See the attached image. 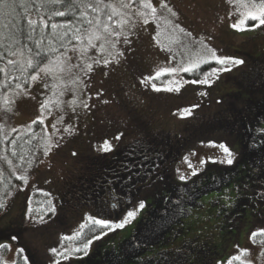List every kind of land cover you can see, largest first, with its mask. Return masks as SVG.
<instances>
[{
  "label": "rangeland",
  "instance_id": "374dc122",
  "mask_svg": "<svg viewBox=\"0 0 264 264\" xmlns=\"http://www.w3.org/2000/svg\"><path fill=\"white\" fill-rule=\"evenodd\" d=\"M163 2L167 4V8L160 7L161 0H151L157 12L156 18L150 15L147 17V24L144 23V17L136 12L122 9L125 14L123 20L127 21L123 25V32L129 43H124V36L121 35L114 49L111 44L106 43L103 51L99 46L93 55L88 53L83 58H80V50L71 51L68 53L72 57L70 61L63 57L60 63L48 65L50 71L39 72L37 79L31 81L29 89L13 96L12 126L24 127L32 119H39L43 121L46 131L45 146L27 186H43L45 189L53 186L52 192L60 193L62 183L72 178L87 160H91L93 168L94 158H107L118 152L122 144L136 135L134 127L137 125L144 124L153 136L158 133L152 131L174 130L184 122L196 124L200 119L193 117H206L219 109L217 86L220 95L221 92L235 89V79L264 78L263 70L249 65V58L264 57V25L253 26L258 25V22L248 21L247 30L238 31L232 27L241 18L242 12L250 10L244 6L245 0ZM138 5L139 0H136L133 8H138ZM207 49L214 50L217 56L235 57L244 63L231 66V71L219 73L218 78L210 76V86L191 83L192 79L186 78L183 71H165L187 67L193 62L204 63L209 58ZM89 57H95L101 62L96 63ZM104 59L110 62L105 65L102 62ZM88 64L92 66L91 71L86 68ZM214 67L218 68L220 65L211 68ZM157 73L161 75L157 77ZM145 77L155 79L145 81ZM152 85L160 90H154ZM169 87L173 90H166ZM177 87L179 91L175 90ZM221 100L222 104L229 106L232 97L223 94ZM185 109H191V114ZM231 135L230 130L225 129L219 140L223 144H230ZM105 141L111 145V151L102 149ZM200 147L201 145L196 146L197 153H200ZM221 158L222 152L219 154L220 161ZM201 161L204 160L200 155L197 158L192 156L191 160L184 158L177 166L178 174L190 181L203 171L201 169H208L205 172L210 173L212 167H203L205 161L203 164ZM175 180L178 181V177ZM230 180V187L235 186V180ZM246 185L244 183L236 189L238 196L245 195L243 199L232 198L231 207H227V210L222 208L224 202L221 199L226 188H207L199 199L201 204H192L193 214L200 211L202 215L208 214L215 218L213 222L210 219L203 222V233L198 238L208 242L211 248L201 257H187L182 264H229L230 260L231 264H264V244L252 239L253 232L264 233V196L259 195L256 190H253V197L251 194L247 195ZM26 190L28 192L27 187L20 189L10 208L0 213V233L21 220L28 194ZM128 211L135 213L136 209L128 208L122 216L115 218L111 213H105L103 208L94 209L89 206L80 207L71 221L58 212L52 215V219L69 235L68 232L71 234L84 220L91 222L93 218L107 219L119 225ZM133 226L134 220H128L123 227L117 229L111 244L106 247H117L129 235ZM133 234L137 245L149 246L152 242L155 243V236L146 237L148 234L142 228L134 229ZM25 236L29 238L28 234ZM41 241L48 242V235H44ZM0 244L8 245L4 260L7 264L11 263L15 258L17 245L13 241L4 240H0ZM157 245L159 248L173 247L161 242ZM46 248L48 247L43 249L47 251ZM149 252H140L128 263L132 264L143 256H149ZM129 254L124 251L123 256L129 259ZM236 256L240 260L232 259Z\"/></svg>",
  "mask_w": 264,
  "mask_h": 264
},
{
  "label": "flooded vegetation",
  "instance_id": "af4514ba",
  "mask_svg": "<svg viewBox=\"0 0 264 264\" xmlns=\"http://www.w3.org/2000/svg\"><path fill=\"white\" fill-rule=\"evenodd\" d=\"M249 62L264 71V57L250 58ZM233 82L235 89L220 95L219 87H216L220 107L206 117H193L200 119L198 123L184 122L174 130L152 131L158 133L153 136L144 124L137 125L134 127L136 135L122 144L118 152L107 157L101 172L94 171L95 186L98 184L94 188L97 191L93 198L95 209L103 208L105 213L118 218L134 207V229L142 228L148 234L146 237L155 236V243L140 246L132 233L127 241L124 240L130 254L133 255L137 246L142 247L136 252L150 251L149 256L143 257L151 264H182L187 257L205 255L211 247L208 242L198 240L203 233L201 226L205 220L213 222L215 218L208 214L204 216L200 211L193 214L192 204H201L199 199L207 188H226L221 196L222 208L226 210L231 207L232 198L243 199L245 196H238L236 189L255 175V151L264 143V78L245 77ZM223 94L232 97L229 106L222 104ZM225 129L233 134L229 138L230 144L219 140ZM198 145H201L200 153H197ZM220 145L231 152L232 165L221 162L229 157ZM198 155L205 161L203 167H212L210 173L205 172L208 169H201L203 171L190 181L188 178L181 180L178 164L184 158L191 160L192 156L197 158ZM213 160L217 162L212 163ZM177 177L178 181L175 180ZM230 179L235 180L236 187H230ZM252 188L255 190L254 186ZM246 190L247 195L252 193L251 187ZM141 201L144 202L142 209L139 207ZM160 242L173 247L159 248Z\"/></svg>",
  "mask_w": 264,
  "mask_h": 264
},
{
  "label": "trees",
  "instance_id": "16d2710c",
  "mask_svg": "<svg viewBox=\"0 0 264 264\" xmlns=\"http://www.w3.org/2000/svg\"><path fill=\"white\" fill-rule=\"evenodd\" d=\"M123 2L126 3V0H123ZM256 2L258 3L259 0H256ZM9 3L12 4V0H9ZM71 3L72 0H63L62 3L56 4L51 3L50 0H15L14 6L7 8L0 6V52H3L6 57V59L0 60V69H4V71H0V213L10 208L15 195L20 189L28 188L21 220L17 225L0 233V240L13 241L17 245L15 258L8 264H129L128 262L140 253L136 252L137 249L142 248L137 246L133 250V255H128L129 259L123 256L124 251H126L125 241L131 237L134 227L117 247H106L111 244L117 229L120 228L118 224L111 221L115 230H109L106 235H101L102 230L95 225L94 220H91V222L84 220L83 223L75 227L71 234L68 232L69 235H67L66 231L62 230L61 225L52 219V215L58 212L65 219L71 221L73 214L77 213L80 207H94L93 198L97 194L94 188L98 184L95 186L93 173L95 170L101 172L104 169L106 157L94 158L93 168L91 160H87L72 178L62 183L60 193L52 192L53 186L46 189L43 186H27L30 177L35 173L40 158L39 155H41V150H43L46 141V131L39 119H32L24 127H14L11 124V111L13 109L11 101L13 96H18L19 93H24L29 89L32 81L31 76L36 75L38 72L37 67L27 66V61L30 58L28 49H32L33 52H41L40 67L60 63L61 59L59 62L49 64V58L55 61L56 57L64 52V48L59 46V42L55 38V32L50 27L51 24H68L69 22L76 24L77 21L74 16L79 17L81 11H84L89 19L99 15L101 20H105V13L111 11L107 7L109 4L118 12L122 13V9H124L121 6V0H103V3L98 5L103 8V12L96 13L93 12L92 7H84V5L97 6V0H75V6L69 12L68 5ZM57 10L65 11L66 15L63 17L51 16V19H49L50 14ZM41 17L49 25L43 32H41L39 26ZM29 19L37 22L36 30L32 32L31 39L27 38L28 27L26 21ZM112 19L115 21L123 19V17L113 16ZM153 23L155 24V19H153ZM9 24L14 25V28L10 29ZM109 24L111 25L112 21H109ZM114 30L121 31V28L114 27ZM55 31L62 30L58 28ZM13 32L15 33L14 36ZM109 39L114 40L113 37H109ZM38 42L39 48L37 47ZM95 43L96 47L89 48L87 55H89L88 53L93 55L97 47L102 43L106 44L103 38L96 40ZM7 46H10L11 51L17 54L7 56ZM73 46H75L76 51L82 47L77 40H72L71 44L68 45L69 48H73ZM52 48L58 50L51 51ZM44 53H47V56ZM244 57L248 56L244 55ZM7 59L15 61L16 64L14 66L8 65ZM33 64L35 65V60H33ZM21 65L24 66L26 71L16 70ZM215 65L217 64L214 61L202 63L198 73L182 72V74L188 79H203V74ZM249 65L251 67L255 66L254 62H250ZM254 68H257V66ZM16 77H19V79H16ZM18 84L21 87L18 88ZM13 152H15V155H13ZM4 157L7 159H4ZM8 161H11V164ZM254 166L256 173L251 178L246 179L245 184H247L246 187H251L252 197L254 194L253 186L259 195L264 196V143L256 148ZM53 207L55 208L54 212L52 211ZM25 233L28 234L29 238H25ZM44 235H48V242L41 241ZM97 235H101V238L95 239L94 237ZM13 236L17 239L12 240L11 237ZM252 239L256 243L264 244V233H258ZM89 240H92V243L86 250L76 251L78 247L83 249V246ZM45 247H48L46 248L47 251L43 249ZM53 248L56 249L55 253L51 251ZM7 249L8 247L0 248V264H7L4 260ZM20 249H23V251H20ZM147 262L149 261L140 258L132 264H145Z\"/></svg>",
  "mask_w": 264,
  "mask_h": 264
},
{
  "label": "snow or ice",
  "instance_id": "6c2138e0",
  "mask_svg": "<svg viewBox=\"0 0 264 264\" xmlns=\"http://www.w3.org/2000/svg\"><path fill=\"white\" fill-rule=\"evenodd\" d=\"M51 3L56 4V3H62L63 0H50ZM103 0H97V6H92V5H84V7H92L93 12L96 13H102L103 12V8L99 7L98 5L102 4ZM15 4V0H12V4L9 3V0H0V6L7 8L10 6H14ZM136 4V0H127V2H123V0H121V6L123 8L129 9L130 12H136V14L144 17V23L147 24L148 23V19L147 17L149 15H151L153 18H156V12L157 9L155 7L152 6L151 0H139V5L138 8L134 9L133 5ZM75 6V0H72V3L68 5V11L71 12L72 8ZM245 7L249 8L250 10L246 13L242 12L241 13V18L232 25L233 28H235L238 31H244L247 30L248 27V21H253V22H258V25H253V26H259V25H264V0H259V2L257 3L256 0H245ZM107 7H109L111 9V11L109 13H105L106 19L105 20H101L100 16L97 15L95 16L93 19H89L87 14L84 11L80 12L79 17H75L77 23L76 24H72L71 22H69L68 24H51L50 27L51 29L55 32V38L56 40L59 42V46L64 48V52L60 54V56L56 57V60L53 61L51 60V58H49V64H53L56 62H59L61 57H64L66 60H71L72 57L68 56V52L69 51H75V46H73V48H69L68 45L71 44L72 40H77L80 42V44L82 45L81 49H80V58H83L88 49L89 48H95L96 47V40H99L101 38H103V40L105 41V43L111 44L112 48L114 49L116 46V43L119 42L121 35H124V43H129V41L127 40V35L123 33V25H125L127 23L126 20L120 19V20H115L113 21V16H121L123 17L125 14L118 12L116 9L112 8V6L109 4L107 5ZM160 7L161 8H167V4L163 2V0H161L160 3ZM144 9H146L147 11H144ZM169 12H171V9H168ZM66 15L65 11H53L50 16L49 19H51V16H60L63 17ZM74 15V14H73ZM174 15V13H173ZM109 21H112V24H109ZM27 27H28V39H31L32 36V32H34L36 30L37 27V22L33 21V20H27L26 21ZM39 26H40V30L41 32L44 31L45 28L49 27V25L47 24L46 21L43 20V18L41 17L39 20ZM8 27L14 28V25L9 24ZM114 27H119L121 28V31H115ZM61 29L62 31L56 32V29ZM102 29V32H101ZM21 31H23V29H21ZM15 35V33L13 32V36ZM109 37H113L114 40L109 39ZM25 47H27V45H25ZM37 47L39 48V42L37 43ZM206 47V46H205ZM105 48V44L102 43L100 45V50L103 51ZM51 51H57L58 49L56 48H52L50 49ZM6 52H7V56H15L17 53L11 51L10 46L6 47ZM28 52L30 54V58L27 61V66L28 67H37L38 68V72L36 75H32L31 79L33 81H35L37 79V76L39 74V72H47L50 71V69L48 68V65H45L44 67H40V63H41V52L40 51H35L33 52L32 49H28ZM209 58H206L203 62L204 63H211L212 61L215 62V64L220 65V67L216 68H211L210 70L206 71L203 76V79H192L190 82L193 84H208L210 86L211 81L209 79L210 76H216L218 78L219 73L221 72H229L232 70L231 66H237L240 65L242 63H244L243 60L237 59L235 57H229V56H217L216 52L212 49H207ZM122 54V53H121ZM45 56H47V53H44ZM6 59L5 54L3 52H0V60H4ZM89 59H93L95 60L96 63H100L101 61L99 59H96L95 57H89ZM33 60H35V65L33 64ZM105 65H107L110 61L107 59H104L102 61ZM7 64L8 65H15L16 62L11 60V59H7ZM78 66V65H77ZM91 64L86 65V68L88 71H91ZM201 67V63L200 62H193L192 64H190L187 67H182V68H173V69H169V70H165L166 72H179V71H183L185 73H189V74H193V73H198L199 69ZM17 71H26V69L24 68L23 65H21L19 68L16 69ZM0 71H4V69H0ZM10 71V69H9ZM161 75V73H157V77H159ZM16 79H19V77H16ZM150 79H155V77H145V81L146 80H150ZM144 82V81H142ZM169 83H172L171 81H169ZM180 83V82H177ZM17 87H21L19 84L17 85ZM48 85H45V88H47ZM153 89L156 91H159L160 89L156 87V85H152ZM166 90L168 91H172L173 89L171 87L167 88ZM176 91H179V87H177L175 89ZM105 103H107V101H104ZM85 107H87V104L85 103ZM185 111L188 114H191V109H185ZM40 123L42 124L43 121L41 120ZM65 131H69V129H65ZM117 139H119V137H117ZM14 143V141H13ZM102 149L104 151H111L112 147L109 144L108 141H105L104 144L101 146ZM221 148H223L225 154L229 157L226 160V163L228 165H232L233 164V159L231 158L232 154L229 151V149L224 146V145H220ZM13 155H15V152H13ZM4 159H7L6 157H4ZM217 161L213 160L212 163H216ZM223 163V161H221ZM9 164H11V161H8ZM201 163L203 164L204 161H201ZM191 166V165H190ZM193 175H196L195 172L192 173ZM19 179V177H18ZM181 180H184L185 177L181 176L180 177ZM264 198V197H262ZM139 207L142 209L144 207V202L141 201ZM52 211H55V208H52ZM135 214L132 211H128L126 213V217L124 219V221L120 222V224L118 225L119 227H123L128 220L130 219H134ZM94 219V223L96 226H99L102 230L101 235H106L107 231L111 230L114 231L115 229L112 227V223L107 220V219H103V218H93ZM101 235H97L94 238L95 239H100ZM257 235L256 232L252 233V237L254 238ZM12 240L17 239L15 236L11 237ZM67 239V238H65ZM92 243V240H89L88 243H86L83 246V249L81 248H76L77 252L86 250L90 244ZM8 247V245L6 244H0V248H5ZM20 251H23V249H20ZM51 251L53 253L56 252V249L53 248L51 249ZM232 259L234 260H240L239 256L233 257ZM229 264H231V260L229 261Z\"/></svg>",
  "mask_w": 264,
  "mask_h": 264
}]
</instances>
